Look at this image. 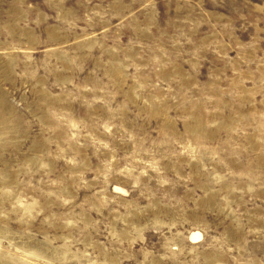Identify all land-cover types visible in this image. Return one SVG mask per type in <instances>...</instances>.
Returning a JSON list of instances; mask_svg holds the SVG:
<instances>
[{
  "label": "rangeland",
  "instance_id": "obj_1",
  "mask_svg": "<svg viewBox=\"0 0 264 264\" xmlns=\"http://www.w3.org/2000/svg\"><path fill=\"white\" fill-rule=\"evenodd\" d=\"M0 264H264V0H0Z\"/></svg>",
  "mask_w": 264,
  "mask_h": 264
},
{
  "label": "bare ground",
  "instance_id": "obj_2",
  "mask_svg": "<svg viewBox=\"0 0 264 264\" xmlns=\"http://www.w3.org/2000/svg\"><path fill=\"white\" fill-rule=\"evenodd\" d=\"M199 236H198V234H193L191 237H190V239L192 240V241H194V240H196L197 238H198Z\"/></svg>",
  "mask_w": 264,
  "mask_h": 264
}]
</instances>
